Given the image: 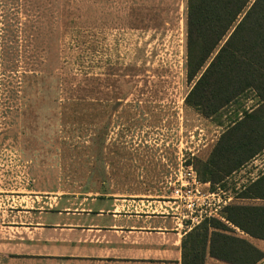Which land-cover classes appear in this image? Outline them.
Segmentation results:
<instances>
[{
  "label": "rangeland",
  "instance_id": "rangeland-1",
  "mask_svg": "<svg viewBox=\"0 0 264 264\" xmlns=\"http://www.w3.org/2000/svg\"><path fill=\"white\" fill-rule=\"evenodd\" d=\"M71 3L54 0L56 16L36 0H0V188L76 206L132 196L152 210L172 200L181 166L200 176L228 120L257 98L211 117L185 103L195 82L186 75V0H124L123 14L99 16L91 34ZM263 170L264 150L214 188L232 203L264 204L238 197Z\"/></svg>",
  "mask_w": 264,
  "mask_h": 264
},
{
  "label": "trees",
  "instance_id": "trees-1",
  "mask_svg": "<svg viewBox=\"0 0 264 264\" xmlns=\"http://www.w3.org/2000/svg\"><path fill=\"white\" fill-rule=\"evenodd\" d=\"M186 70L194 84L185 103L211 117L249 93L257 102L234 112L208 157L200 182L209 189L264 150V0H186ZM264 199V170L238 194ZM220 216L195 224L182 239L181 264H203L205 254L229 264H256L264 251L238 234L264 239V204L229 202Z\"/></svg>",
  "mask_w": 264,
  "mask_h": 264
},
{
  "label": "crops",
  "instance_id": "crops-1",
  "mask_svg": "<svg viewBox=\"0 0 264 264\" xmlns=\"http://www.w3.org/2000/svg\"><path fill=\"white\" fill-rule=\"evenodd\" d=\"M27 1L21 0L23 5ZM36 1L43 14L55 9L54 0ZM70 1L74 22L87 27L89 34L103 16L124 10V0L113 7L104 0ZM50 12L61 16L60 9ZM202 184L209 188L208 182ZM61 199L0 188V264H181L182 239L194 225L171 200H158L150 210L151 201L145 204L132 196L86 197L81 206L75 199L71 204ZM236 230L254 245L258 240V247L263 243L264 251V239ZM203 264L229 263L207 250ZM256 264H264V257Z\"/></svg>",
  "mask_w": 264,
  "mask_h": 264
},
{
  "label": "built area",
  "instance_id": "built-area-1",
  "mask_svg": "<svg viewBox=\"0 0 264 264\" xmlns=\"http://www.w3.org/2000/svg\"><path fill=\"white\" fill-rule=\"evenodd\" d=\"M169 196L175 209L192 225L205 218L220 216V210L232 200V195L217 187L204 189L191 164L181 166Z\"/></svg>",
  "mask_w": 264,
  "mask_h": 264
}]
</instances>
